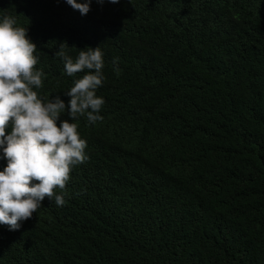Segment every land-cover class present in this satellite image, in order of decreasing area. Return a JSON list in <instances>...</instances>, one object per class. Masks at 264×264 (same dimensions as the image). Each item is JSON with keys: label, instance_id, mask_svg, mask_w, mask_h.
I'll return each instance as SVG.
<instances>
[{"label": "trees", "instance_id": "obj_1", "mask_svg": "<svg viewBox=\"0 0 264 264\" xmlns=\"http://www.w3.org/2000/svg\"><path fill=\"white\" fill-rule=\"evenodd\" d=\"M4 14L37 45L41 97L67 105L83 75L60 43L73 59L99 46L105 103L70 121L89 159L66 203L0 225V264H264V0H92L86 15L0 0Z\"/></svg>", "mask_w": 264, "mask_h": 264}, {"label": "clouds", "instance_id": "obj_2", "mask_svg": "<svg viewBox=\"0 0 264 264\" xmlns=\"http://www.w3.org/2000/svg\"><path fill=\"white\" fill-rule=\"evenodd\" d=\"M81 15L90 11L92 0H65ZM103 4L104 0H96ZM118 3L119 0H108ZM66 42L54 55L73 80L64 100L41 97L34 89L43 86L42 70L36 69L37 45L28 29L17 26L16 18L0 16V149L6 167L0 171V225L19 230L21 222L32 218L45 198L63 206L64 190L74 166L85 163L86 140L80 137L78 124L70 121L86 116L89 124L101 121L99 114L105 101L96 95L104 80L101 48L86 47L75 59L68 54ZM118 60L113 59L118 72ZM67 111L69 119L61 120ZM10 132H6L8 128ZM57 189L60 194H57Z\"/></svg>", "mask_w": 264, "mask_h": 264}]
</instances>
